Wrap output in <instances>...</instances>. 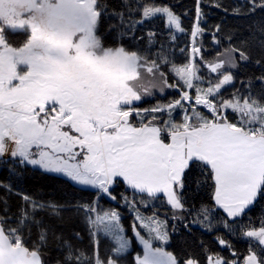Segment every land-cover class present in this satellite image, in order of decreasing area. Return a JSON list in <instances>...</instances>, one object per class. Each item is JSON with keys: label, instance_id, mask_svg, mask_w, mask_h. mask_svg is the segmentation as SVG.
Wrapping results in <instances>:
<instances>
[{"label": "snow or ice", "instance_id": "snow-or-ice-1", "mask_svg": "<svg viewBox=\"0 0 264 264\" xmlns=\"http://www.w3.org/2000/svg\"><path fill=\"white\" fill-rule=\"evenodd\" d=\"M250 3L249 12L264 10V0ZM240 14L239 7L234 9V15ZM105 18L111 40L98 31ZM153 18H163L170 31H185L172 8L155 0H119V7L104 0H0V171L8 177L0 180V264H48L43 252L48 233L55 234L50 222L65 217L84 222L94 245L101 231L111 237L113 255L106 264H119L129 240L120 213L100 203L116 201L118 186L125 189L120 199L134 213L133 232L143 246L135 264H178L172 252L154 246V241L170 243L179 232L178 221L186 230L199 226L214 233L223 228L234 236L237 218L264 200V72L256 77L259 93H253L251 78L246 84L242 81L230 99L221 93L225 85L235 87L229 69L239 67L236 54L239 61L248 62L253 49L246 52L229 43L207 60L202 37L211 31L219 45L221 26L215 25L214 31L203 27V0H196L190 51L180 49L187 52V63L172 64L177 79L168 83L162 65L170 61L164 42L157 39L160 34L148 29L137 35ZM257 27L259 36L253 32L250 39L264 53V26ZM21 33L27 41L19 47L13 41ZM145 41L149 47L161 44L156 58L143 54ZM20 65L24 67L18 69ZM202 67L216 76L203 77ZM161 83L178 89L180 98L140 109L137 102L151 97ZM185 89H195V105ZM228 109L238 115L237 122H231ZM135 118L138 126L132 122ZM6 154L9 158L4 160ZM29 171L56 174L73 191L94 199L56 201L30 194L16 186ZM205 185L213 188L215 212L204 203L199 208L187 205L186 193L196 194ZM12 197L19 200L15 214ZM154 201L170 206L171 225L167 216L140 212V205L148 207ZM25 229L37 235L36 246H26ZM243 237L258 240L256 250L250 245L243 264H264V220L259 229L242 226ZM79 238V232L56 236L63 257L56 264H105L99 254L89 256L77 249ZM216 240L238 256L230 240L221 235ZM207 261L239 264L219 253L207 255ZM184 264L198 260L190 257Z\"/></svg>", "mask_w": 264, "mask_h": 264}, {"label": "trees", "instance_id": "trees-1", "mask_svg": "<svg viewBox=\"0 0 264 264\" xmlns=\"http://www.w3.org/2000/svg\"><path fill=\"white\" fill-rule=\"evenodd\" d=\"M157 4L167 5L172 8V10L181 18V25L185 30L183 33H175L173 30H169L166 27V22L163 18H153L152 21L147 22L145 25L141 26L140 30L137 31V35H145L146 30L150 29L156 33H159L157 39L158 41H163L165 48L164 54L170 61L167 64L162 65V70L165 73V78L168 83H173L177 78L172 73V64L177 66L187 63L188 56L186 53H181V48H186L190 51L191 44V31L193 24L196 22V0H155ZM104 3L113 4L119 7V0H104ZM213 3H219L222 7H214ZM259 3V0H257ZM241 9L240 15H234V9ZM251 8L250 0H203V11L205 13V18L203 21V27L205 29L211 28L215 30V25H220L221 30L217 33V37L220 44L217 45L212 40V32H205L204 37H202V43L204 46V57L207 60H212L217 56L218 51H223L225 47L231 43L237 48H242L244 51H248L252 48V55L248 62L239 61V54H236V58L239 63V67L235 69H230L234 76L233 85H230L224 91V96L232 97L236 89L241 88V82L245 84L251 78L253 84L256 85L253 88V93H259V82L256 81V77L260 76L264 72V53L255 46V41L250 39L251 34L254 32L259 36V31L257 25L264 26V10L256 8L255 11L249 12ZM111 10V9H110ZM108 21L105 18V26L98 29L102 37H107L109 40L114 37H109ZM171 35H175L177 39L172 41L170 39ZM229 36H231V41H229ZM127 39V38H125ZM27 37L21 33L17 39L13 41L16 46H23L26 43ZM119 41L117 40V45ZM171 44L169 48L167 45ZM106 46H112L106 44ZM125 46H128L125 44ZM143 49V54L150 56L151 58H156L157 54L160 52L161 44L157 43L153 47H149L145 42L141 45ZM199 60V57L198 59ZM261 61V64H257V61ZM203 77L207 78L210 73L207 68H201ZM141 72L144 75H149L146 68H141ZM164 86V87H163ZM159 86L162 94L154 95L155 98H146L144 102H139L138 107L140 109L151 108L156 104H166L172 100L179 99V93L173 91V88H168L164 84ZM166 87V89H165ZM234 116V115H233ZM231 122H235V116L230 117ZM137 126L139 121L133 119L132 121ZM167 134L165 133V136ZM168 141V140H166ZM6 171H0V180H6ZM64 178H56L53 174H41L39 171H29L26 175V179L23 184H16L17 187H22L25 191L30 194L38 195L46 200H56L63 201L66 199H80L84 201H90L94 199L91 195L87 193H79L72 190L71 187L67 186L64 182ZM208 184H212L208 181ZM125 189L122 186H118L116 192L114 193L117 197L116 201L122 202L120 199L121 193ZM213 188L205 185L198 193L194 194L189 191L186 193L187 205L192 206L193 204L199 208L201 203L207 204L215 212L214 201L212 200ZM129 198H131V191H128ZM100 203L109 207H113L116 210L125 214L123 219L124 224L127 226L130 222V215H127L125 209L120 208L116 203L108 202V200H102ZM19 205V200L16 197H12L10 201L11 214H15L17 207ZM154 208L157 209L160 214L164 217L167 216L169 220V225L173 223L171 220V208L166 204H154ZM223 215L222 211L219 210ZM218 218V217H217ZM264 220V200H260L256 203L255 207L250 210L247 214L238 219L240 223L235 225L236 236L227 234L223 228H220L218 232L208 233L202 230L199 226H193L191 230H186L183 227L184 222H176L179 228V232L174 234L170 243L167 246V251L172 252L178 259V264H184V261L188 258H195L198 260V264L207 263V255L219 253L222 257L226 259H237L239 264H243V259L249 253L250 245L253 246V250H256L258 246L254 242L247 240H242L240 238V228L243 227H253L259 228L261 226V221ZM50 226L55 230L48 233V240L44 245L43 259L48 261V264H56L58 259H63L60 255L59 245L60 240L56 239L63 233L64 237L74 234L75 232L80 233V238L75 241V246L77 249L83 250L92 256L93 253H97L105 260L103 256V250H107V255L109 251L113 249V245L104 237H99L98 246L93 244L92 237L89 234V229L87 225L79 219H68L65 217L63 221L53 219L50 222ZM169 232H171V227H169ZM221 235L224 238L230 240L233 244L234 250L238 253V256L233 257L232 252L227 248L221 247V245L216 240V236ZM23 239L25 240L26 246L32 248L38 244V237L34 232H29L27 229L24 230ZM204 248L208 249V252H204ZM133 255L131 253L127 256L128 263H133Z\"/></svg>", "mask_w": 264, "mask_h": 264}, {"label": "rangeland", "instance_id": "rangeland-1", "mask_svg": "<svg viewBox=\"0 0 264 264\" xmlns=\"http://www.w3.org/2000/svg\"><path fill=\"white\" fill-rule=\"evenodd\" d=\"M165 22H166V21H165ZM173 31H174V30H173ZM174 32H175V33H181V32H176V31H174ZM191 40H192V39H191ZM190 46H191V44H190ZM21 47H22V46H21ZM196 59H198V57H197ZM23 67H24L23 65H20V66H18V69H19V68H23ZM229 71H230V69H229ZM142 73H143V72H142ZM172 73H173V75L175 76V74H174L173 71H172ZM202 73H203V71L200 70V73H199V74L201 75ZM210 75H211L212 77H215V76H216L215 73H210ZM175 77H176V76H175ZM176 78H177V77H176ZM14 83H18V81H14ZM205 84H206V80H205ZM160 86H163V83H161ZM229 86H230V85H225L224 88L221 89V93H222V96H223L224 99H230V98H231V97L224 96V91H225L226 88L229 87ZM163 87H164V86H163ZM165 89H166V87H165ZM185 90L189 92V95H190V96H192L191 103H192L193 105H195V89H185ZM173 91L179 93V90H178V89H174V88H173ZM156 94H162V91L159 89V87L153 90V95H152L151 97H146V98H148V99H149V98H155L154 95H156ZM179 96H180V93H179ZM146 98H145V99H146ZM137 103H139V102H137ZM196 107L199 108L200 106H196ZM189 111L191 112V109H189ZM202 111H203L205 114H207L209 117L211 116V114L208 113L206 109H202ZM227 114L229 115V117H234V116H235V122H237V120H238L239 117H238V115H237L236 113L232 112L231 109H228V110H227ZM174 115H175V114H174ZM233 115H234V116H233ZM176 119L179 121V120H180V116L177 115V116H176ZM134 120L139 121V118H135ZM232 122H233V121H232ZM235 122H234V123H235ZM165 142H170V141H165ZM8 158H9L8 154H6V155L3 157L4 160H7ZM53 175H56V174H53ZM108 202L116 203L117 205L120 206V208L125 209V210L127 211V215H130V219H131V220H130L129 224L126 226V225L124 224V222H123V219H124V217H125V214H123L122 212H120V211L117 210V211L120 213L121 226L125 229L124 235H125V237L129 240V248H128V250H127L126 252H124L121 256H119L118 259H119V264H129V263H128V258H127V256H128L129 254H131V253H134L132 260H133V263L135 264L136 257H137L138 255H141V256L143 255V246L140 245L139 242L136 240V238H135V234H134V232H133V222H134V219H135L134 213H133L132 211H130V209H129L128 207H125V206L123 205V202H120V201H111V200H108ZM137 203H138V201H137ZM154 204H159V201H154V202L150 203V204L148 205V207H144L143 205H140V206H139V210H140V212H141L143 215H151L152 212L155 211L160 219H164L165 217H164L162 214H160L158 211H156L157 209L154 208ZM168 206H169V205H168ZM103 207H104L105 209H107V208H113V207H109V206H106V205H103ZM169 207H170V206H169ZM221 211H222V210H221ZM243 216H244V215H243ZM239 218H241V217H239ZM239 218H237V219H239ZM217 219H219V217H218ZM166 222L169 224V220H168V219H167ZM214 222H215V221H214ZM136 224H137V226H138V225H139V222L137 221ZM259 228H260V227H259ZM259 228H256V229H259ZM139 230H140L141 233H142L143 235H145V237L147 238V233H146L143 229H139ZM234 236H236V235H234ZM99 237H104V238H106V239H107V240L113 245V247H114V241L112 240V238L109 237V236H106L102 231L98 233L97 239H98ZM241 239H242V240H247V241H250V242H254V243H256V244L258 245V240H255L254 238L243 237V238H241ZM154 246H161V247H164V249L167 251L166 248H167L168 244H167V245H162L159 241H154ZM107 253H108L107 250H103V256H104V258H105V264H106V260H107V258H108L109 256H112V255H113V251L110 250L108 255H107ZM225 259H226V258H225ZM206 264H208V261H207Z\"/></svg>", "mask_w": 264, "mask_h": 264}]
</instances>
